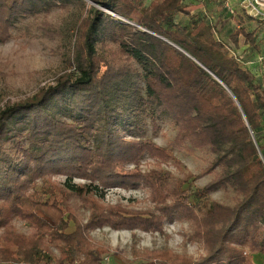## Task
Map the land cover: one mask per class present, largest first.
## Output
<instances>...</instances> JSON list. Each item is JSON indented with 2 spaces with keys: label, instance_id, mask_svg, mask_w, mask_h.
Returning a JSON list of instances; mask_svg holds the SVG:
<instances>
[{
  "label": "trees",
  "instance_id": "16d2710c",
  "mask_svg": "<svg viewBox=\"0 0 264 264\" xmlns=\"http://www.w3.org/2000/svg\"><path fill=\"white\" fill-rule=\"evenodd\" d=\"M143 1L0 0V43L23 19L72 4L86 10L68 56L75 72L0 111V264H105L111 249L93 231L156 233L175 221L190 225L203 255L133 247L124 264H251L244 248L264 254V78L230 53L206 11L193 13L211 0ZM217 1L234 22V46L243 38L261 52L264 20ZM165 13L189 22L162 23ZM148 110L153 126L161 116L175 125L170 149L126 135ZM174 150L203 156L199 177L139 170L146 154L179 168ZM206 176L203 188L184 189ZM113 188L145 189L153 207L106 205ZM216 192L226 202L211 199Z\"/></svg>",
  "mask_w": 264,
  "mask_h": 264
},
{
  "label": "rangeland",
  "instance_id": "374dc122",
  "mask_svg": "<svg viewBox=\"0 0 264 264\" xmlns=\"http://www.w3.org/2000/svg\"><path fill=\"white\" fill-rule=\"evenodd\" d=\"M87 1V0H86ZM151 0H144L146 7ZM196 4L200 0H188ZM233 8H238L241 0H229ZM226 7V6H225ZM206 14L213 21L219 38L224 41L230 53L237 55L240 60L255 71L257 77L264 78V68L257 65L264 56V32L261 34V52L244 49V39H241L239 48H236L230 40V34L234 31V22L227 18V12L222 2L211 0L201 10L193 13ZM86 15V10L78 6L70 5L58 7L53 10L48 18L42 15L37 18H26L20 21L13 32V38L6 43H0V111L6 106L31 98L39 90L56 83V80L67 73L75 72L70 67L68 56L73 47V34L81 17ZM223 15L225 18H223ZM174 18L176 22L185 24L189 22V16L165 13L159 20L164 23ZM256 25V24H255ZM254 24H250L251 30ZM174 31V30H172ZM261 63V62H260ZM259 63V64H260ZM257 65V66H255ZM255 66V67H254ZM254 67V68H253ZM259 67V68H258ZM138 87L143 90L144 83L135 77ZM150 110L145 111L139 120L138 128L127 132L129 138L151 140L157 146L170 149V143L176 135V127L169 118L161 116L157 120V127L153 126ZM135 119H133L134 121ZM174 157L180 161V167L168 162L161 163L146 154L139 165L143 173L156 170L161 166L164 171L172 174L175 179H183L186 173H192L199 177L200 171L205 167L204 158L200 153L189 157L184 153L174 150ZM128 169H136L130 165ZM55 182H65V177L52 178ZM211 177H200L185 185L184 189L194 192L196 189L206 186ZM74 182L83 183L76 179ZM38 190L42 189V182H37ZM60 197V196H59ZM211 199L226 202L223 192L213 193ZM106 205H121L133 211H143L153 207L149 191L145 189L124 190L113 188L105 192ZM89 215V212H86ZM16 227L21 232H29L26 225L16 222ZM93 242L104 243L111 249L112 256L105 257V264H124L126 259H132V249L163 250L170 249L177 253H187L197 260L204 254L203 244L192 237V229L187 222L175 221L166 223L163 232H144L142 230H113L109 227L97 229L91 233ZM245 255L251 257V264H264V254H253L249 248H244Z\"/></svg>",
  "mask_w": 264,
  "mask_h": 264
},
{
  "label": "built area",
  "instance_id": "2783aa9c",
  "mask_svg": "<svg viewBox=\"0 0 264 264\" xmlns=\"http://www.w3.org/2000/svg\"><path fill=\"white\" fill-rule=\"evenodd\" d=\"M226 7L230 9V1L225 0ZM240 5L251 15L264 20V0H241ZM234 13V11H231ZM262 61V59H261Z\"/></svg>",
  "mask_w": 264,
  "mask_h": 264
},
{
  "label": "crops",
  "instance_id": "0c3cea01",
  "mask_svg": "<svg viewBox=\"0 0 264 264\" xmlns=\"http://www.w3.org/2000/svg\"><path fill=\"white\" fill-rule=\"evenodd\" d=\"M223 18H225L224 15H223ZM241 45L243 46L244 49H245V48L248 49V50L251 49V48L249 47V45H244V44H241ZM260 59H261V58H260ZM260 62H261V63H260ZM260 62H259L260 64L258 63L257 65H259V66L262 68L261 64L264 65V60H263V61H260ZM257 65H255V66H257ZM255 66H254V67H255ZM254 67H253V68H254ZM247 68L250 69V70L252 71V69H251L250 67H247ZM258 68H259V67H258ZM263 68H264V66H263ZM252 72L255 73V71H252Z\"/></svg>",
  "mask_w": 264,
  "mask_h": 264
},
{
  "label": "water",
  "instance_id": "95a60500",
  "mask_svg": "<svg viewBox=\"0 0 264 264\" xmlns=\"http://www.w3.org/2000/svg\"><path fill=\"white\" fill-rule=\"evenodd\" d=\"M88 1V0H87Z\"/></svg>",
  "mask_w": 264,
  "mask_h": 264
}]
</instances>
